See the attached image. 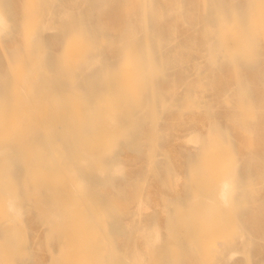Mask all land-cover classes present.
Instances as JSON below:
<instances>
[{
    "label": "bare ground",
    "instance_id": "obj_1",
    "mask_svg": "<svg viewBox=\"0 0 264 264\" xmlns=\"http://www.w3.org/2000/svg\"><path fill=\"white\" fill-rule=\"evenodd\" d=\"M254 11L260 14L257 33L243 28L247 16ZM99 16L105 18L101 20ZM216 26L224 27L221 43L239 39V48L257 50L262 45H254L257 34L264 38V0H0V43L6 45L4 51L0 50V128L7 120L12 128L8 139H0V264H41L49 259L47 264H63L59 258L66 252L62 238L66 227L57 225L51 233L43 229L66 220V213L56 208L57 202L67 197L76 203L99 193L109 196L118 192L138 196L136 213L125 218L120 215L119 206L110 207L108 215L99 216L103 227L86 204L76 225H70L68 231L83 259L77 264L217 263L210 256L196 258L200 248L169 256L178 240L164 226L172 219L169 206L182 204L188 188L186 175L179 172L183 164L178 159L181 154L189 158L193 146L206 142L208 130L224 116L215 118L206 109H192L190 105L201 102L203 94L182 89L176 79L177 75H185L191 63L194 70L206 67L203 80L211 82L214 61L221 50L213 43ZM104 30L108 33L102 37ZM138 33L142 34L139 44L127 54L122 53V48L133 43ZM170 43H175L174 48L156 59L157 67L163 70L157 71V83H153L148 72L154 65V54ZM16 45L22 57L12 65L5 53L14 54ZM192 46L195 49L191 50ZM231 51L230 47L220 51L223 62H232ZM263 56L264 52L255 57ZM253 59L246 62L247 72L241 74L233 69L225 74L234 85L251 81L249 94L259 93L256 99L262 103L264 60L256 66ZM170 63L177 68L175 73L165 72ZM127 75L133 83L121 84ZM86 78L91 82H80ZM155 93L160 109L178 103L187 106L188 111L171 122L191 126L187 134L180 136L171 123V139L162 146H156L159 122L153 111ZM75 107L80 108L79 115L73 114ZM138 108L147 112L145 122L119 130L125 118ZM38 109L42 110L41 115L36 114ZM108 117H112L110 122ZM52 125L61 128V133L55 128L47 129ZM100 125L103 129L99 139L88 147L78 144L64 150L69 140L80 143L85 133L96 132ZM258 125L264 137V116ZM98 141L102 144L98 145ZM143 142L149 144L148 152L159 153L162 158L163 176L170 187L166 193L157 185L140 191L137 185L145 178V171L132 170L121 160L134 158L131 146ZM244 151L239 154L241 159ZM65 154L81 163L93 158L109 168L106 172L88 171L73 163L64 174L71 176L76 185L71 187L62 180L54 189V199L45 198L34 177L45 170L55 175L59 158ZM194 165L189 173L193 178L200 176L197 163ZM238 165L220 162L219 176L208 186L212 194V201H208L218 203L219 213L210 215L201 208L188 209L180 218L181 226L191 229V242L202 244L211 232L231 224L226 210L244 175L264 188V151L246 161L244 172L238 171ZM202 182L192 183L191 189ZM258 207L261 213L255 214L254 208ZM148 209L156 217L151 224L141 221ZM235 211L237 225L232 235L223 234V253L218 262L264 264V194L258 197L257 206L243 202L237 204ZM27 218L39 221L38 232L30 230ZM90 223L96 229H87ZM243 223L247 226L237 227ZM49 235L55 237L52 243L46 241ZM14 246L19 249L15 251ZM216 251L214 246H207L203 253ZM110 253L114 263L109 262ZM236 254L243 259H236ZM158 256H162L161 261Z\"/></svg>",
    "mask_w": 264,
    "mask_h": 264
},
{
    "label": "rangeland",
    "instance_id": "obj_2",
    "mask_svg": "<svg viewBox=\"0 0 264 264\" xmlns=\"http://www.w3.org/2000/svg\"><path fill=\"white\" fill-rule=\"evenodd\" d=\"M257 11H254L249 16H247V21H245L244 29H250L254 31V33H257L256 28L259 26L260 18H259V11L257 12V17H255L254 14H256ZM231 18H235V14L232 13ZM104 16H99V19L103 20ZM233 18V19H234ZM163 19V18H162ZM168 22H171L170 20ZM224 27L223 26H216L213 29V43H215L216 48H221V50H227L229 47L231 48L230 56H232V62H223L221 60V56L223 54H220L219 50L217 52L218 57L214 61L213 66V75L211 82L207 83V81H204V76L206 75V67L203 69L194 70L191 68V63L187 66V71L184 76H176V79L178 80V85L185 90H190L194 93H201L203 94L202 101L194 102V104H191L190 106L194 107L192 109H206L211 113V115L215 118H219L222 115H226L221 118L220 121L217 122V124L213 127H211L208 130V139H206V142L200 145L193 146L191 149L190 157H185L183 154L181 159H178L179 162L183 164V167L180 169V173L183 175H186L187 177V183L188 188L186 190L185 194V201L178 205L177 207H171L169 206L171 210V221L169 223L164 222V226H166L167 231H169L171 234L174 235V237L178 240V243L174 245L169 250V256H179L180 252L185 249H199L198 254L196 258H205L210 256L214 261H216V264H220L218 262L219 258L221 257L223 253V249L220 245V242L223 241V238L227 235L233 234L234 226L237 225L236 218L234 211L237 207V204L246 202L251 206H257L258 203V197L264 194V188L261 185H258L255 181H253L249 176L244 175V179L242 182L241 187L237 190L236 194L233 196L231 200V206L229 205L228 209L226 210V216L229 219L230 223L228 227L222 228L221 231L217 232H211V234L202 244H199L197 242H191L188 234L191 229H189L186 225L181 226L180 218L183 214L187 213L188 209H196L201 208L205 212L209 213L210 215H215L219 213L221 208L219 209L218 203L214 202L211 203V193L208 188L209 184L216 181L219 176V163L224 161L228 162L230 164H239L238 165V171L244 172L245 170V163L250 158H253V155L256 152H263L264 151V137H262L258 120L264 116V101L262 103L258 102V98L256 97L259 95V93L255 95H250L249 92L251 90V81L245 80V83L242 84H233L232 79L228 80V75H226V72H230L233 69L239 71L241 74L247 72L246 71V62L250 60V58H254L253 62L256 64V66H259L263 60L264 56L260 59L259 57H255L259 55L260 53L264 52V38L257 34V38L255 40L254 45L257 46L258 44H262L260 48L257 50L252 51L241 49L238 47L241 40L236 39L237 41L230 42V43H221V40L219 41L220 37L223 35ZM108 33V30H104L102 32V37ZM151 33V30H150ZM176 33H179V30H176ZM142 39V34L138 33L136 34V40L133 43L126 44L122 49V53L127 54L131 51L135 46H137ZM222 39V38H221ZM263 41V42H261ZM175 43L165 44L163 51L160 53H155L153 60L154 65L152 66V69L148 72V76L150 77L151 81L153 83H157V71L159 73L160 69L159 66L157 67V61L156 59L160 57V55H163V53L170 52L174 48ZM240 46V45H239ZM154 47V44L151 46ZM195 49L194 46L191 47ZM6 49L5 43H0V50L4 51ZM12 51V49H11ZM14 54L11 52H4L5 56H8L10 58L9 62L12 65H15L22 57V53L19 51V46L16 45L14 47ZM118 60L115 59V63H117ZM170 67V68H169ZM169 70V71H168ZM173 72L175 73L177 71V68H175L174 64H171L168 66V68L165 70V72ZM247 79V78H246ZM83 84H88L91 82L90 79L86 78L80 81ZM121 84H131L133 83L131 81V78L127 75L120 81ZM260 86L264 87V80L260 82ZM264 91V88H260V92ZM154 95V108L153 111L155 112L157 119H158V128H157V142L156 146H162L167 141L171 139L172 136V124L174 122H171L173 118L178 119L181 113L188 111L185 109V105L183 103H178L174 106H168L165 109H160V105H158L159 97L157 93ZM171 107V108H170ZM80 108L75 107L72 109L73 114L79 115ZM162 110V112H161ZM191 110V109H190ZM37 115L42 114V110L38 109L36 110ZM107 116V114H105ZM148 118V114L146 111H144L141 108H138L131 112L127 118H125L123 124L120 126V129H132L135 128L137 125H142L143 122ZM235 118V119H234ZM106 119L108 122L112 120V117H108ZM170 121V122H168ZM257 123V124H254ZM177 129L178 134L185 135L187 134L191 126H185L181 125L179 123H174ZM53 127V128H52ZM105 127V126H104ZM50 129H56L59 133H61V128H57L56 125L48 126V130ZM103 127L100 125L96 132L94 133H85L82 138L81 142L76 140H69L70 142H67L65 146V151L71 150L72 148H76L78 144H81L82 147L85 145L88 147L90 143L94 142L97 139H99V133ZM231 129V130H230ZM12 128L10 126L9 120H7L3 126L0 128V139L6 140L8 139V136L11 135ZM116 130H112V132H115ZM34 133V132H33ZM176 133V132H174ZM230 133V134H229ZM230 136L233 137V140H230ZM94 140V141H93ZM98 145L102 144V141L97 142ZM149 149V144L146 142H143L141 144H133L131 146L132 153H135V157L132 159L123 158L121 159L123 163H125L129 168L132 170H139L143 169L145 171V178H143L137 187L140 189V191H146L149 186H155L157 185L160 187L164 193L170 188L168 186V183L166 182V178L164 179V174L162 171L163 162L162 158L159 153H156L155 155H152L147 150ZM198 150V151H197ZM245 150V151H244ZM244 151L243 158L239 156L240 152ZM201 152V153H199ZM25 153V152H24ZM204 154V155H202ZM68 154H65L63 157L59 158V167L57 170V173L55 175H51L48 173V170H45L43 173H39L35 175V180L39 186L43 190L44 197L45 198H53L56 196L54 193V189L57 186V183L60 181H68V185L71 187H74L76 185V182L74 183V180L72 181L71 176L66 177L64 172L68 171V167H72L71 165L78 166V168L87 169L88 171L94 170V169H100L103 170V172H106L109 168V165H100L96 163V161L91 158L88 162L81 163L76 158L72 159L70 156H67ZM197 163L198 165V171L200 173V176H195V178L191 177L189 173L193 170L194 164ZM180 164V163H179ZM35 164H32V166ZM162 165V166H161ZM111 166V165H110ZM34 167V166H33ZM247 167V166H246ZM197 171V170H196ZM197 171V172H198ZM185 173V174H184ZM207 178H210L208 180H205ZM203 182H202V181ZM197 182H202V185H199V187L194 188V190L191 189V184ZM2 186L0 185V192ZM70 187V188H71ZM23 191H25V188H23ZM196 189H198L196 191ZM199 191V194H198ZM201 192V193H200ZM204 192V193H203ZM1 194V193H0ZM202 194V195H201ZM135 195V194H134ZM201 195V196H200ZM207 195V197H206ZM210 197H209V196ZM200 196V197H198ZM64 196H62L63 198ZM207 199H206V198ZM67 198V197H66ZM64 198L57 202L56 208L61 213H66V220L64 222L58 223V224H52L49 226H44L43 229L46 233H51V231L54 230V228L58 226L66 227L64 229L65 236H62L63 243L66 248L65 254L59 258V262H62L63 264H77L79 261L80 263L83 262V259L81 258L78 247L73 244L72 238L68 231L72 228L73 225H76V218H78L80 212L84 210L87 206L90 208L92 215L96 220L100 221V225L103 226L104 222H102L99 218L100 215H108V211H111L110 207L113 206H119L121 208L120 215H123L125 218H132L133 214H135V204L136 200H138V196L133 194L124 192V193H114L112 195H104L103 193H99L98 195H95L93 197H84L82 200H78V202H73L72 198ZM203 198V199H202ZM210 198V199H209ZM206 199V200H205ZM208 199L210 201H208ZM164 202L165 200L162 199ZM216 203V204H215ZM87 204V206H85ZM236 212V211H235ZM255 214L261 213V208L258 207L257 209L254 208ZM155 214L151 209H148L145 211L143 217L141 218L142 222L145 223H152L155 220ZM28 227L31 231H37L38 232V224L39 221L37 220H30ZM215 220V219H214ZM155 222V221H154ZM247 225L245 223L238 225L237 227H246ZM104 227V226H103ZM93 228L94 224L90 223L89 226H87V229ZM237 228V230H238ZM241 228V229H242ZM87 231V230H86ZM43 231L40 230V234ZM121 233V231H119ZM225 234V236L223 235ZM190 235V234H189ZM48 239L46 240L49 243H52L54 240V236H47ZM46 237V238H47ZM45 238V239H46ZM214 246L215 250L217 251L213 254H204L203 252H206V248ZM201 247H203L205 250H203ZM15 251H17L19 248L18 246L13 247ZM230 249V248H228ZM109 262L114 263L115 259L113 258V254H109ZM236 259H243V256L236 254ZM158 260L161 261L162 256H158ZM50 260V259H49ZM40 261L41 264H47L50 263V261ZM28 264V263H27ZM232 264V263H231Z\"/></svg>",
    "mask_w": 264,
    "mask_h": 264
}]
</instances>
